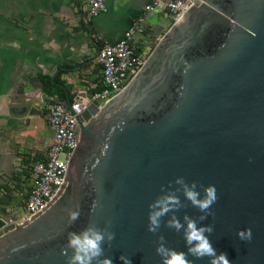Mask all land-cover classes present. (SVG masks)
<instances>
[{"label":"water","instance_id":"obj_1","mask_svg":"<svg viewBox=\"0 0 264 264\" xmlns=\"http://www.w3.org/2000/svg\"><path fill=\"white\" fill-rule=\"evenodd\" d=\"M200 2L178 20L156 10L142 18L134 37L147 38L144 65L118 95L82 113L79 142L45 207L17 225L23 196L0 202V264H65L67 233L89 223L115 233L101 257L112 264H123L121 255L160 264L159 235L186 252L181 234L164 227L173 213L155 235L147 232L148 205L162 188L179 187L178 177L197 191L216 187L214 216L198 225L214 226L217 254L229 264H264V0ZM28 99L24 109L37 96ZM59 103L70 108L68 93ZM176 194L185 205L178 218L202 215ZM69 210L80 213L71 225ZM248 228L251 241H239L237 231Z\"/></svg>","mask_w":264,"mask_h":264},{"label":"crops","instance_id":"obj_2","mask_svg":"<svg viewBox=\"0 0 264 264\" xmlns=\"http://www.w3.org/2000/svg\"><path fill=\"white\" fill-rule=\"evenodd\" d=\"M153 0H105V11L88 17L87 0H0V202L2 187L24 189L33 165L45 159L53 133L44 108L43 79L58 75L65 98L77 91L99 90L97 55L105 43H116ZM159 19L169 15L155 8ZM148 30L145 31L147 33ZM147 38H133L145 51ZM39 82L42 84L41 91ZM36 95L24 109L28 96ZM39 97V98H38Z\"/></svg>","mask_w":264,"mask_h":264},{"label":"built area","instance_id":"obj_3","mask_svg":"<svg viewBox=\"0 0 264 264\" xmlns=\"http://www.w3.org/2000/svg\"><path fill=\"white\" fill-rule=\"evenodd\" d=\"M88 17L94 18L105 11V0H87ZM200 0H153L144 7L145 13L153 12L163 6L169 15L178 20L192 5L198 6ZM145 16V15H144ZM143 16V17H144ZM138 19L114 44L105 43L97 55L101 69L99 90L88 92L79 90L70 108L46 97L47 123L53 133L45 159L35 163L31 169L30 184L13 192V199L23 196V215L14 222L22 224L45 207L60 188L66 175L69 160L79 142V118L89 105L101 100L104 103L118 95L144 65L149 51H138L132 40L142 18ZM3 194L4 191H3ZM12 199V200H13ZM0 229V237L3 234Z\"/></svg>","mask_w":264,"mask_h":264},{"label":"clouds","instance_id":"obj_4","mask_svg":"<svg viewBox=\"0 0 264 264\" xmlns=\"http://www.w3.org/2000/svg\"><path fill=\"white\" fill-rule=\"evenodd\" d=\"M173 183L179 187L174 191H165L162 188L161 191L164 194L158 196L148 205L147 232L155 235L161 227L162 218L169 213H173L164 222V227L181 234L186 252L167 247L164 236L159 235L156 241L155 253L161 258L160 264H192L188 256L195 259L208 258V264H229L226 254H217L209 240V236L214 231V226L211 224L198 225V221H204L209 216H214L210 209L218 200L216 187L214 185H200L202 192L197 191V183H186L183 177L176 178ZM178 192L182 194L191 207L197 209L202 215L196 219L188 215H184L182 220L178 218L174 213L185 207L176 194ZM79 215V211L69 210V225L75 222ZM236 237L241 242H250L252 230L250 228L238 230ZM114 239L115 233L110 231L108 226L99 228L94 223H89L87 227L78 233H67L66 244L61 254L65 256V264H112L110 258L101 259V257H104L103 246L107 245L111 248ZM119 259L123 264H131L127 256L121 255Z\"/></svg>","mask_w":264,"mask_h":264},{"label":"trees","instance_id":"obj_5","mask_svg":"<svg viewBox=\"0 0 264 264\" xmlns=\"http://www.w3.org/2000/svg\"><path fill=\"white\" fill-rule=\"evenodd\" d=\"M61 82L59 80L58 75L56 76V78L54 79V81L52 82L49 78L43 79V93L46 95V97L48 98H53L55 96H57L59 98V100H63L65 98L64 92H62V88H61ZM70 101H73V97H70ZM61 102V101H59ZM2 189L4 190V195L2 196L3 198H7L8 200H12L13 196H12V191L11 189L7 188V187H2Z\"/></svg>","mask_w":264,"mask_h":264}]
</instances>
